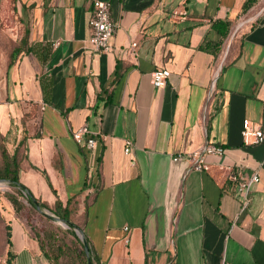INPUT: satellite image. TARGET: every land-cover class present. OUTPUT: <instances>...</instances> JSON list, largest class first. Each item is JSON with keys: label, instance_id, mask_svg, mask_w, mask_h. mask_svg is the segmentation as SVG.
<instances>
[{"label": "crops", "instance_id": "crops-1", "mask_svg": "<svg viewBox=\"0 0 264 264\" xmlns=\"http://www.w3.org/2000/svg\"><path fill=\"white\" fill-rule=\"evenodd\" d=\"M105 1L109 53L89 41L94 0L17 2L37 55L0 84V134L12 147L28 136L22 185L49 204L77 200L100 264H264V142L242 136L245 121L264 131V0L246 15V0ZM217 20L232 38L215 58L200 46L220 41ZM157 69L171 73L165 87L152 84ZM84 125L93 150L73 138ZM206 144L224 155L203 171L174 161ZM232 169L259 174L244 210ZM16 219V264H49Z\"/></svg>", "mask_w": 264, "mask_h": 264}, {"label": "trees", "instance_id": "trees-1", "mask_svg": "<svg viewBox=\"0 0 264 264\" xmlns=\"http://www.w3.org/2000/svg\"><path fill=\"white\" fill-rule=\"evenodd\" d=\"M257 1L258 0H246L242 7V14L246 15ZM12 2L14 4H17L18 0H12ZM213 29L221 36L220 41L216 43L205 41L200 46V50L211 53L215 58H217L221 54L226 40H229L232 34V23L228 20H217L213 23ZM24 53H34L37 55L35 47L29 45L28 29L25 30L19 45L16 46L10 53L7 63L6 76L9 75L10 70L12 69L18 58ZM48 58V55L44 56L42 62H47ZM44 93L47 99L48 93L45 92V89ZM22 124H25V119L22 121ZM0 138L3 141L0 145V180L9 182L11 187L14 189L12 193H6L5 197L14 207L16 214L19 216V214L22 213L24 204L21 201V197H25L32 208H36V204H38L41 209L49 210L60 220L68 223L69 227L71 228L69 233L73 236L77 243L73 248L77 250L76 257L80 259V264H88V256L86 254L84 244L81 239L78 238L79 236L77 237V233L73 231V229H75L76 227L83 230V224L77 217V200L69 199L66 203H63L60 199H57L54 204H49L40 199H36L34 195L24 185H22L20 181L21 165L23 160L26 159L25 143L28 140V136L25 132H23L20 141L16 144V146H14V149L12 151L8 150L7 144H5L8 143V135L3 136L0 134ZM31 233L37 242L38 249L41 255L48 261V263L62 264V258L67 256V246L57 244L54 235H51L49 233L43 235V238H41L38 233H35V229L33 226L31 227ZM87 242L89 243L88 240ZM5 244L7 246L6 263L16 264L15 260L17 254L14 250L13 228L11 226V223H7V225L5 226ZM90 250V258L92 264H100L98 259L93 255L92 249Z\"/></svg>", "mask_w": 264, "mask_h": 264}, {"label": "built area", "instance_id": "built-area-1", "mask_svg": "<svg viewBox=\"0 0 264 264\" xmlns=\"http://www.w3.org/2000/svg\"><path fill=\"white\" fill-rule=\"evenodd\" d=\"M183 13L174 11L173 17H181ZM90 44L92 48L98 52H111V39L116 32V27L112 21L111 4L105 0H94V10L90 19ZM137 44L133 43L132 48H136ZM171 73L167 69H157L151 74V81L154 87L162 88L167 85ZM242 136L246 143H249L250 138H253L252 143L259 144L264 142V131L258 127L252 126L249 121L244 122ZM74 140L86 150H93L97 146V137L90 133L86 125L73 132ZM132 151V142L126 141L125 154L130 155ZM209 155L223 156L224 148L206 144L199 150L184 153L176 158L174 161H187L191 164L192 169L196 171H203L206 168V159ZM230 180L236 185L237 195L241 199L242 210H244L249 203L248 193L251 188L260 181L257 172L246 176L242 169H235L231 171Z\"/></svg>", "mask_w": 264, "mask_h": 264}, {"label": "rangeland", "instance_id": "rangeland-1", "mask_svg": "<svg viewBox=\"0 0 264 264\" xmlns=\"http://www.w3.org/2000/svg\"><path fill=\"white\" fill-rule=\"evenodd\" d=\"M26 29L28 28L21 19L17 4H14L12 0H0V84L6 78V69L10 53L19 45ZM2 142L0 138V145ZM10 142L8 138V143L5 144H7L8 150L12 151L14 147L9 145ZM0 184H2L0 185V264H7L5 226L7 223L16 221L17 214L12 204L5 197L6 193H12L14 189L7 181L0 180ZM21 201L24 204V209L18 216L20 219L28 223V225L30 224L31 227L33 226L35 233H38L41 238H43V235L49 233L54 235L57 244L67 246V256L62 258V264H80V259L76 257L77 250L73 249L77 243L69 233L71 228L65 225L63 221H54L51 216H56L49 210L32 208L25 197H21ZM73 231L76 233L75 229ZM16 244H19V238Z\"/></svg>", "mask_w": 264, "mask_h": 264}, {"label": "water", "instance_id": "water-1", "mask_svg": "<svg viewBox=\"0 0 264 264\" xmlns=\"http://www.w3.org/2000/svg\"><path fill=\"white\" fill-rule=\"evenodd\" d=\"M36 208L38 210H41V208H40V206L38 204H36ZM51 218L54 221H62L58 217L51 216ZM63 223L65 225L69 226L68 223H66L65 221H63ZM75 231H76L77 235L79 236V238L81 239V241L84 244V248H85L86 254L88 256V264H92V261H91V258H90L91 250H90V246H89V244H88V242L86 240V237H85L84 232L80 228H78V227L75 228Z\"/></svg>", "mask_w": 264, "mask_h": 264}, {"label": "bare ground", "instance_id": "bare-ground-1", "mask_svg": "<svg viewBox=\"0 0 264 264\" xmlns=\"http://www.w3.org/2000/svg\"><path fill=\"white\" fill-rule=\"evenodd\" d=\"M0 185H2V184H0ZM3 188V187H2Z\"/></svg>", "mask_w": 264, "mask_h": 264}]
</instances>
